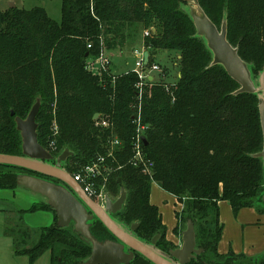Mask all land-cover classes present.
I'll return each mask as SVG.
<instances>
[{
  "label": "trees",
  "instance_id": "obj_1",
  "mask_svg": "<svg viewBox=\"0 0 264 264\" xmlns=\"http://www.w3.org/2000/svg\"><path fill=\"white\" fill-rule=\"evenodd\" d=\"M197 1L219 29L227 24L228 41L250 71H262L264 0ZM181 3L63 0L61 24L40 7L0 12V154L22 155L15 118L26 119L40 99L39 143L55 157L65 150L72 152L64 164L71 175L105 157L108 187L118 197L122 189L127 192L116 215L118 223L139 224L135 237L141 242L151 245L159 235V251L178 248L168 241L159 208L151 203L155 182L184 206L182 214L177 213L175 234L181 235L180 223L182 231L190 221L195 226L201 254L190 264H264V256L218 252L223 235L219 202H229L235 214L243 208L260 209L264 202V166L255 157L264 148L259 95H237L240 85L222 66L211 65L212 53L195 37L194 22L181 10ZM152 23L156 34L151 32L145 40L148 67L157 65L153 54L159 49L179 52L181 61L180 77L169 92L156 80L144 88L141 116L147 145L143 143V152L152 163L149 175L131 162L138 129L137 74L115 76L109 70L101 78L87 64L99 56L102 41L110 49L127 29L135 25L147 29ZM96 114L107 118L110 127H97ZM21 175L31 173L0 165V191L17 189ZM39 210L53 211L46 203H34L29 211ZM15 228L6 233L13 237L14 255L26 257L28 264H35L46 252L51 264H85L92 254L91 242L74 228L54 223L41 229L31 247L28 231ZM91 231L99 241L115 240L99 220L92 223ZM130 264L152 263L137 254Z\"/></svg>",
  "mask_w": 264,
  "mask_h": 264
},
{
  "label": "water",
  "instance_id": "obj_2",
  "mask_svg": "<svg viewBox=\"0 0 264 264\" xmlns=\"http://www.w3.org/2000/svg\"><path fill=\"white\" fill-rule=\"evenodd\" d=\"M197 1V0H196ZM198 2V1H197ZM198 8L201 9L199 3ZM14 4L10 8H15ZM199 17L197 14L192 18L197 34L206 40L208 49L213 55V66H222L229 76L234 79L240 89L236 94H260V118L264 138V72L261 86L258 89L252 78L248 65L239 56L238 49L228 41L227 24L224 23L219 29L204 13ZM149 52H145L146 64L149 61ZM261 92L263 95L261 96ZM41 109V100H37L26 119L15 118L17 131L22 139V155L11 156L0 154V165L12 166L28 171L31 175L18 177V188L23 187L46 199L47 204L55 210L58 216V227L68 228L74 225L75 231L82 234L92 244V254L85 264H130L136 257L141 255L152 264H190L201 250L197 249L196 232L193 222H188L186 230L182 234L180 248L164 253L157 250L159 235L155 236L152 244L148 245L135 237L139 224H133L129 232L114 220V216L122 211L127 192L121 190L117 201L107 198L104 207L98 205L89 198L81 186L75 182L73 176L68 173L64 164L73 155L65 150L60 156L55 157L45 149L38 140L37 118ZM11 115L14 117L15 113ZM99 119L96 114L94 120ZM143 143L147 145L145 138ZM261 158L264 166L263 151L255 155ZM99 220L115 240L99 241L91 231L92 223ZM175 259L177 263L170 261Z\"/></svg>",
  "mask_w": 264,
  "mask_h": 264
},
{
  "label": "rangeland",
  "instance_id": "obj_3",
  "mask_svg": "<svg viewBox=\"0 0 264 264\" xmlns=\"http://www.w3.org/2000/svg\"><path fill=\"white\" fill-rule=\"evenodd\" d=\"M62 3L63 0H0V12H4L7 9H9L12 4H14L18 8L26 9V10H32L36 7H40L47 12V15L53 21L61 24L63 18ZM197 4L198 2L196 0H182L180 7L183 12H185L191 17H193L197 13L199 17L202 16L205 17V15L201 11L202 8L201 9L198 8ZM154 25L155 24L152 23V25H150L151 27L147 29L135 25L133 28H129L125 31L126 36L123 39L117 41L116 42L117 45L112 46L110 49L107 47V45H104L110 56V60H111L110 70L113 75L121 76L131 71L132 67H135L136 61L134 58V51L136 49L138 48L145 49L147 52H149L147 50L145 40L150 37L145 36V31L151 30L153 31L154 34H156V28ZM195 37L206 43V40L200 37L197 33ZM109 38L114 40L115 36L111 35L109 36ZM153 55L157 65H159L162 69L161 73L153 74L154 80H156L155 84L158 86L165 85L166 91L169 92L171 90V87L177 82L178 77H180L181 55L179 52H171L161 49L154 52ZM212 60H213V55H212ZM164 68H166V74L164 73ZM263 72L264 69L260 71L258 74L251 72V78L258 89L261 86ZM91 73H93L94 76L99 77L96 71H93ZM258 94L260 93L258 92ZM262 95L263 93L261 92V96ZM104 119L108 120L107 118ZM55 125L57 124L55 123ZM108 182L109 179L106 181V183L104 180H100L98 183V191H102L104 195H106L107 198L111 199L112 201L118 200L119 199L118 194L113 192L108 187L107 185ZM43 200L44 198L42 196L37 195L23 187H19L15 190H1L0 191V224L6 227V229H16L15 226L18 227L22 226V228L26 229L30 235L29 247H31V241L32 243H36L38 241L41 228L46 226L50 227L54 224L50 219V216H52L51 213H46L45 211L39 210L37 211L38 213L29 214L31 213V211H29L31 210V205L35 202H41ZM168 205H169L168 210L177 220L178 219L177 213L178 215H181L184 206L178 202L177 198L174 202H170V203L168 202ZM117 222L119 221L117 220ZM2 226L0 227V231H2L1 230ZM123 226L129 232L131 226L129 225L128 226L123 225ZM182 228H183L182 224L180 223L179 232L181 235L185 231V230L182 231L183 230ZM175 235L178 236V234ZM9 237L12 238L13 240V237L11 236ZM0 242H3V244L0 245V264H22L16 261L13 255H11V260H10V255L3 249L6 247L5 240L2 239ZM13 246L14 244H12L11 241V246H10L11 252ZM21 260L22 262H24V264H28V260L26 261V259L24 260L23 258ZM39 260L35 264H51L50 252H46L45 254H43Z\"/></svg>",
  "mask_w": 264,
  "mask_h": 264
},
{
  "label": "crops",
  "instance_id": "obj_4",
  "mask_svg": "<svg viewBox=\"0 0 264 264\" xmlns=\"http://www.w3.org/2000/svg\"><path fill=\"white\" fill-rule=\"evenodd\" d=\"M134 68L135 67H132L131 71ZM175 200H176L175 196L164 191L157 183L154 182L152 184L151 203L157 206L162 214L163 224L167 228L168 241H171L173 244L178 246V248H180L182 244V235H178V236L175 235L174 230L177 225V220L168 210L169 209L168 202L169 203L174 202ZM113 201L115 202L117 200H113ZM35 203L47 204V201L44 198L43 201L35 202ZM261 205L262 208L260 209L243 208L237 214H235L229 202L226 201L219 202V211H220L219 217H220V222L223 225V235L218 246V252L221 255H227L230 252H233L237 255H245L250 258H257L264 256V202ZM46 213H51L52 216H50V219L52 220L53 223H56L58 225V216L55 210ZM116 219L117 217L115 215L114 220L117 222L118 219L117 220ZM1 226L2 225L0 224V227ZM46 227H42L41 229ZM70 227H74V225ZM1 230L2 231H0V241L2 239L5 240L6 247L3 249L10 255V260H11V255H13L16 261L24 264V262H22L21 259L23 258L24 260L26 259L27 261V258L16 257L14 255V246L11 252L10 246H11V241L12 244H14L13 240L6 233L7 230L6 227L2 226ZM2 244L3 242H0V245Z\"/></svg>",
  "mask_w": 264,
  "mask_h": 264
},
{
  "label": "built area",
  "instance_id": "obj_5",
  "mask_svg": "<svg viewBox=\"0 0 264 264\" xmlns=\"http://www.w3.org/2000/svg\"><path fill=\"white\" fill-rule=\"evenodd\" d=\"M151 30L145 31V36L150 37ZM89 48H92V45L90 44L88 46ZM145 52H147L145 49H136L134 51V58H135V68L132 70L133 73H136L139 82L136 85V88L139 92V104L136 107L137 109V117L135 118V123L138 127L137 134L134 138V157L132 159V164L135 167H143L144 173L151 175V168L152 163L146 160L144 152H143V139H144V132L147 129L145 126L142 125V97L144 88L148 85V82H154V73H161L162 69L159 65L154 64L151 67H148L149 61L146 64L145 62ZM111 67V60L110 56L107 52V49L103 45V41L101 42V51L99 56L95 60H90L87 64V68L90 72L96 71V73L103 78L104 74L108 73ZM97 127L100 128H109L110 123L106 119H99L97 120ZM55 135L58 134V127L55 125ZM120 145L119 140H116L113 142V146L117 147ZM113 154H109V157H112ZM106 158L100 157L95 163L92 165H89L85 167L81 172L72 175L73 179L76 183H78L83 192L91 198L94 202H96L98 205L104 207L106 204L107 196L104 195L102 191H98V183L100 180H104L105 183L108 180L109 176V170L107 168ZM105 173L107 175H105Z\"/></svg>",
  "mask_w": 264,
  "mask_h": 264
},
{
  "label": "flooded vegetation",
  "instance_id": "obj_6",
  "mask_svg": "<svg viewBox=\"0 0 264 264\" xmlns=\"http://www.w3.org/2000/svg\"><path fill=\"white\" fill-rule=\"evenodd\" d=\"M170 261H173V262L177 263V261L175 259H171Z\"/></svg>",
  "mask_w": 264,
  "mask_h": 264
}]
</instances>
